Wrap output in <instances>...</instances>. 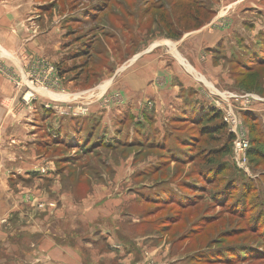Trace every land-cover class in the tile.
<instances>
[{
  "label": "rangeland",
  "instance_id": "obj_1",
  "mask_svg": "<svg viewBox=\"0 0 264 264\" xmlns=\"http://www.w3.org/2000/svg\"><path fill=\"white\" fill-rule=\"evenodd\" d=\"M33 1L39 23L69 42L57 37L51 61L1 52L0 71L7 63L19 70V107L8 110L21 123L53 113L69 119L61 137L49 128L50 145L57 138L64 146L40 147L56 178L46 192L30 185L27 197L32 206L33 193L50 195L44 208L64 212L66 239L46 229L49 239L77 250L84 264H264V0ZM173 68L181 92L162 95ZM35 69L51 79L32 76ZM63 89L72 91L62 100ZM39 90L66 110L39 111L43 100L31 106ZM88 107L98 110L95 122ZM227 113L249 142L244 164ZM99 187L109 191L94 212L71 205ZM92 215L101 225L82 236L80 218ZM31 218L25 223L38 231ZM37 234L14 236L17 252L0 249V261L30 264Z\"/></svg>",
  "mask_w": 264,
  "mask_h": 264
},
{
  "label": "crops",
  "instance_id": "obj_2",
  "mask_svg": "<svg viewBox=\"0 0 264 264\" xmlns=\"http://www.w3.org/2000/svg\"><path fill=\"white\" fill-rule=\"evenodd\" d=\"M38 6L39 3H35L33 0H0V53H6L11 58H16V56L19 55H24L25 58L40 56L51 61L55 59L54 57L58 53L57 51L61 49V42L63 41L65 44L69 42V38L63 35L61 36L58 30L53 29V27H46V24L39 23L40 13H36L38 12ZM58 36L61 41L59 43L57 42ZM72 50L73 47L71 46L66 48V54ZM57 56H59V53ZM156 63L158 65V61H156ZM7 64H9L6 65L9 67L7 69L8 72L5 73L0 71V249L8 248L10 250L9 254L14 255L13 252L16 253L18 249L13 248L14 250H11V247H14L12 243L14 236L27 234L28 240L35 239V236L31 234L33 232L37 234L38 231L41 232L43 230V234H37L36 238H41V240L39 241V246L33 251L34 256H29L30 264H36L39 257L41 262L37 264H84L81 254H79L77 250H72L67 245L58 247L55 245V240L49 239L48 234L45 232L46 229H49V233L53 234L54 239H66L68 234L66 228V224L68 223H66V219L64 220V212H60V210L52 211V209L44 208L51 203L50 195L46 201L44 195H42L40 191L38 192L42 195V199H39L37 194L31 193L33 196L32 198L36 199V204L34 203L32 206L30 205L29 198H27L29 197L28 194L30 189H32L30 185L34 188L36 184H39L42 191L46 192V183L47 187L50 189L49 184L56 178L54 172L59 169H56L57 167L54 163L48 161L50 159L48 154L47 156L46 153H41L40 147L43 148V150H48V153L51 151L52 153L57 152L55 148H61L63 142L57 141V138H55L52 141L55 148L52 147L48 142L50 140L49 128L52 127L61 137L63 133H61L60 130H64L66 133L69 129V119L65 118L64 115L61 116L60 114H56L60 116V119L52 122V116H56L53 113V115H44L42 121L34 120L21 123L23 121L19 115L13 117L9 114V104L13 106H17L16 103L19 104L18 101H13V99H15L16 89L12 81L15 78H19V70L14 64ZM1 65H3L2 58H0V66ZM173 70L174 71L169 77L170 82H167L166 88H161L160 90L162 95L173 96L176 94L179 95L181 92L180 78L183 77H180V73L176 68H173ZM32 74V76L36 78L41 77V79L44 80L51 79L52 77L51 73L47 74L45 70L40 71L35 69ZM63 75L65 76L63 77ZM167 75L169 76L168 72L166 73V76ZM59 77L67 78V74H62ZM182 83L184 82L182 81ZM69 91L67 89L64 90L65 95L61 97L62 100ZM38 92H40V90ZM47 94L46 96L44 91V94L33 102L31 106H38L43 100L44 104L40 107L42 110L39 111L51 113L53 111L55 112V110H59L60 112H64L61 110H66L67 107L64 105L65 103H61L58 98L51 101V99L47 98L52 94L50 93L49 95V92ZM17 107H19V105ZM33 109L35 110V108ZM88 109L89 118L95 122L98 119L97 116H99L97 108L93 109L88 107ZM44 124L48 126L46 130L48 134L46 135L43 132V128H41ZM26 126H30V129H27ZM44 135L45 138H43ZM45 145H47V147ZM62 160L65 161L63 163H66V160L68 161L67 155H63V157L60 156L58 158V163L61 164ZM57 184L58 182L55 180V185ZM57 186L62 187L61 185ZM108 191L109 188L105 189L99 187L97 191L94 192V195H90L88 199L82 202L76 200L78 203H75L73 200L71 205L81 207L82 211L83 207H85L92 213L94 212V206L104 202ZM38 203H40L39 206H43V210L36 209ZM29 208L36 209L33 212V216H31L32 213H29L31 210ZM29 217H32L31 219L37 217V226H40V228L39 230L38 227L34 228L38 231H33L31 229L32 226L25 223V220ZM80 222V226L85 227L80 231L82 236L84 234L83 231L88 233L87 230L91 229L92 225H101V221H99V218L97 219L95 215H92L90 219L89 217H81ZM34 224H36V222H34ZM63 224H65V227ZM105 226H107L106 223ZM30 229L31 232H29ZM77 243L80 244L79 241ZM0 264H3V260L0 261Z\"/></svg>",
  "mask_w": 264,
  "mask_h": 264
},
{
  "label": "built area",
  "instance_id": "obj_3",
  "mask_svg": "<svg viewBox=\"0 0 264 264\" xmlns=\"http://www.w3.org/2000/svg\"><path fill=\"white\" fill-rule=\"evenodd\" d=\"M226 121L229 123L232 132H234V134H236L238 140L235 143V148L238 151L239 155H240V161L244 164L247 162L246 159V152L249 146V142L248 140L244 137V135L242 134V132H240V121H238V119L232 114V113H227L226 115ZM240 132V133H239ZM241 134V135H240Z\"/></svg>",
  "mask_w": 264,
  "mask_h": 264
},
{
  "label": "trees",
  "instance_id": "obj_4",
  "mask_svg": "<svg viewBox=\"0 0 264 264\" xmlns=\"http://www.w3.org/2000/svg\"><path fill=\"white\" fill-rule=\"evenodd\" d=\"M191 2V1H190ZM213 116V115H212ZM212 116H210L208 119H209V122H211V121H213L211 118H212Z\"/></svg>",
  "mask_w": 264,
  "mask_h": 264
}]
</instances>
